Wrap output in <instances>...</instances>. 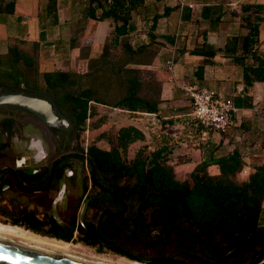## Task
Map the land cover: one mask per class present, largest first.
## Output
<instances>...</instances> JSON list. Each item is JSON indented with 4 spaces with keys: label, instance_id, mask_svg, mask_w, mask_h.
<instances>
[{
    "label": "trees",
    "instance_id": "1",
    "mask_svg": "<svg viewBox=\"0 0 264 264\" xmlns=\"http://www.w3.org/2000/svg\"><path fill=\"white\" fill-rule=\"evenodd\" d=\"M82 1L84 17L109 20L113 28L101 52L81 55L87 62L85 71L40 70V42L36 40L11 39L7 50L0 53V76L25 82L31 94H54V106L70 118L77 137L86 120L97 114L98 105L158 112L162 83L147 66L164 42L152 30L158 18L177 8L165 7L163 13L153 16L144 12L152 21L150 35L146 32L144 40L136 43L134 17L147 0ZM198 2L200 6L184 7L183 20L204 19L211 32L218 31L226 19L237 17L238 32L227 35L223 47L208 43L206 30L198 32L204 34V41L189 49L203 56L196 76L222 51L242 66L246 84L264 83V2L241 0L233 10L227 5L231 0ZM14 11L15 0H0V13ZM47 12L56 14L57 0H48ZM165 39L174 42L170 36ZM233 113L226 133L233 125ZM243 120L240 133L251 129ZM102 137L101 133L85 153L78 145L87 158L92 183L78 224V239L98 250L107 246L150 264H264V162L244 173V155L233 145L216 160L218 173L209 171L211 161L202 160L181 178L162 149L150 150L144 144L129 157V147L145 139L134 124L117 128L110 137L111 147L98 143ZM88 184L86 179L85 191ZM81 201L82 197L79 205ZM75 224L73 219L69 232L54 235L73 240Z\"/></svg>",
    "mask_w": 264,
    "mask_h": 264
},
{
    "label": "crops",
    "instance_id": "2",
    "mask_svg": "<svg viewBox=\"0 0 264 264\" xmlns=\"http://www.w3.org/2000/svg\"><path fill=\"white\" fill-rule=\"evenodd\" d=\"M198 1L200 0L146 1L142 13L149 16H153L155 12L163 13L165 7H177L158 18L157 27L152 30L153 34L158 35L156 39L164 42L153 63L147 66L162 83V102L155 113L114 108L104 124L107 126L106 124L113 125L116 122V130L122 125L134 124L144 132L145 139L137 140L129 147L130 158L141 145L147 144L150 150L162 149L178 174V170H184L187 176L202 160L211 161L209 171L218 173V157L237 145L244 155V173H247L254 165L264 162V83L256 81L252 85L246 84L242 66L222 51L215 55L213 63L205 65L199 77L196 76L203 56L193 54L189 49L204 41V34L198 32H204L208 22L204 19L183 20L182 13L186 6H200ZM238 1L228 3V9H235ZM47 3L48 0H15L13 13H0V40L19 38L39 41L40 63L45 67L56 60L64 66L76 61L75 68L85 71L87 62L81 55H96L101 52L111 37L112 23L109 20L84 17L82 0H57L56 14L47 12ZM232 28L235 30L231 33ZM205 32L208 43L223 47L227 35L238 32V18L226 19L218 31ZM147 33L150 35L149 29ZM169 36L173 38V43H168L165 39ZM82 46H87V49L82 50ZM2 51L4 50H0ZM170 58L175 61L172 70L167 67ZM55 66L70 69L68 66ZM185 84L214 89L235 106L233 125L228 133L227 130L218 131L205 127L196 120L192 113V101L182 87ZM242 97L246 99L243 100ZM242 120L251 129L240 133L238 126Z\"/></svg>",
    "mask_w": 264,
    "mask_h": 264
},
{
    "label": "flooded vegetation",
    "instance_id": "3",
    "mask_svg": "<svg viewBox=\"0 0 264 264\" xmlns=\"http://www.w3.org/2000/svg\"><path fill=\"white\" fill-rule=\"evenodd\" d=\"M18 93L31 94L25 82L0 76V96ZM54 105L55 99L54 110L66 124L47 126L29 112L48 129L44 132L40 124L26 121L25 108L0 104V224L18 227L50 244L67 242L54 232H69L73 219V232H78L92 186L76 127Z\"/></svg>",
    "mask_w": 264,
    "mask_h": 264
},
{
    "label": "rangeland",
    "instance_id": "4",
    "mask_svg": "<svg viewBox=\"0 0 264 264\" xmlns=\"http://www.w3.org/2000/svg\"><path fill=\"white\" fill-rule=\"evenodd\" d=\"M148 1L150 2V0H148ZM172 1H175V0H172ZM184 1H189V0H184ZM231 1H237V0H231ZM239 1H241V0H239ZM152 3H155V2L153 1ZM138 13L140 14L139 16H138ZM138 13H136V15L134 17V21H133L134 27L137 28L136 32L133 34V37H134V40L136 43H140L142 40H144V37H145L144 34H146L147 29H149V27L151 25V22H150L151 19H149V18L146 19L142 13V10ZM235 28H237V25L235 26ZM111 29H113V28H111ZM234 30L232 28L231 33L234 32ZM263 38H264V25H263V31H262V39ZM10 41L11 40H9V39L0 40V50H4L0 53H3L7 50V46L10 43ZM55 64L59 65L62 68H65L66 66H68L71 69V68H75L76 61L72 62V64L69 63L66 66H64V64H62V62H60V61L57 62V60L52 65H50V66L48 65L46 67H45V65L40 63V70L57 69L58 67L55 66ZM110 111H114V109L107 107V106L98 105L97 114L89 117L86 120L82 130L80 131V137H79V142H78L79 143L78 145L80 147L84 148V153H85V149L87 148V146L91 142L95 141L101 133L103 134V137L101 140H98V143L101 146L107 147V148L112 145L110 143V137H112L115 134L116 122H114L113 125L106 124L107 126H105V124H104L106 122V120H108L107 118H108ZM28 120L34 121L35 124H40L33 117V115H31L29 112L26 111V121H28ZM40 127L44 132L45 131L47 132L48 129H46L42 124H40ZM178 171H179V176L181 178H184L186 176V171H184V170H178ZM261 223L264 225V215L262 216ZM49 238H53V237H49ZM20 240H22V239H20ZM24 240H27V239H24ZM59 240H62V239H59ZM35 242H37V241H35ZM65 243L70 244V247H69L70 251L77 253V254H81V255L84 254V256L91 257V258H98V257L99 258H105L109 261H113V262H116L118 264H122L125 261L128 262L130 260H136V259H130L125 255L117 253V252L113 251L110 247H107V246L106 247L104 246L101 250H98V248L96 246L89 245L87 243H84L80 239H78L77 233L75 234V237L73 240L67 241ZM42 244H45V243H42ZM48 245L49 244H45V246L51 247L50 245L49 246ZM142 262H144V261H142ZM145 263H147V262H145Z\"/></svg>",
    "mask_w": 264,
    "mask_h": 264
},
{
    "label": "water",
    "instance_id": "5",
    "mask_svg": "<svg viewBox=\"0 0 264 264\" xmlns=\"http://www.w3.org/2000/svg\"><path fill=\"white\" fill-rule=\"evenodd\" d=\"M54 95L43 97L34 94H4L0 104L15 105L25 108L47 126H58L67 123L59 117L53 107ZM264 260V259H263ZM0 264H87L69 258L51 255L14 244L0 242Z\"/></svg>",
    "mask_w": 264,
    "mask_h": 264
},
{
    "label": "built area",
    "instance_id": "6",
    "mask_svg": "<svg viewBox=\"0 0 264 264\" xmlns=\"http://www.w3.org/2000/svg\"><path fill=\"white\" fill-rule=\"evenodd\" d=\"M174 62V58H170L167 61L169 70L173 69ZM182 87L192 101L193 116L200 124L218 131L227 130L230 122V113L236 110L232 103L226 101L214 89L201 87L196 84H185Z\"/></svg>",
    "mask_w": 264,
    "mask_h": 264
},
{
    "label": "bare ground",
    "instance_id": "7",
    "mask_svg": "<svg viewBox=\"0 0 264 264\" xmlns=\"http://www.w3.org/2000/svg\"><path fill=\"white\" fill-rule=\"evenodd\" d=\"M0 242L14 244L20 247L41 251L59 257L69 258L87 264H118L116 262L109 261L105 258H99V257L91 258L84 256V254L81 255L74 253L69 250L70 247L69 243L57 242L50 244L46 241H41V239L39 238L33 237L32 235L28 234L26 231H23L18 227L6 226L3 224H0ZM41 242L45 244H49L51 247H47L45 246V244H42ZM122 264H150V263H145L139 260H130L128 262L125 261Z\"/></svg>",
    "mask_w": 264,
    "mask_h": 264
}]
</instances>
